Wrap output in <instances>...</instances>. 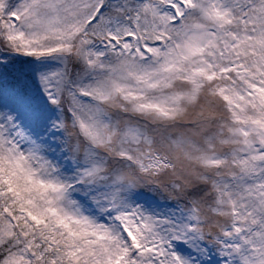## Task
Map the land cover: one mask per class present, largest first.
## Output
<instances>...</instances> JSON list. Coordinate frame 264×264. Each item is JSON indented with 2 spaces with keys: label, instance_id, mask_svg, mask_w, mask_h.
Wrapping results in <instances>:
<instances>
[{
  "label": "snow or ice",
  "instance_id": "snow-or-ice-1",
  "mask_svg": "<svg viewBox=\"0 0 264 264\" xmlns=\"http://www.w3.org/2000/svg\"><path fill=\"white\" fill-rule=\"evenodd\" d=\"M0 264H264V0H0Z\"/></svg>",
  "mask_w": 264,
  "mask_h": 264
}]
</instances>
